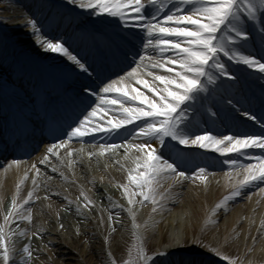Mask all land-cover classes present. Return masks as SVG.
Returning <instances> with one entry per match:
<instances>
[{
  "label": "snow or ice",
  "instance_id": "snow-or-ice-1",
  "mask_svg": "<svg viewBox=\"0 0 264 264\" xmlns=\"http://www.w3.org/2000/svg\"><path fill=\"white\" fill-rule=\"evenodd\" d=\"M69 2L86 11L91 10L89 15L111 16L123 28L136 31L131 39L123 38L128 44L127 49L122 52L125 67L114 73L116 79L111 76L101 78L96 73L95 80L80 86L77 95L83 110L65 133L67 140L47 148L48 154L59 157V152L55 150L67 148L74 139L80 141L91 136L95 140L97 134L111 136L124 129L134 140L140 142L129 143L126 148L123 144H100L98 153L89 152L87 155L91 159L95 155L105 156L109 152L125 148L124 160H130L133 166L126 169L128 183L119 187L123 189L130 206L149 202L153 205V212L157 211L159 200L165 198L157 191L159 179L162 176L176 181L186 178L181 164L189 162L188 150L193 148L216 152L225 157L222 163L233 169V172L227 174L230 181L233 176H243V179L231 184V194L225 196L216 205L217 208L240 196L250 184L257 181L264 183V118H258L255 112L245 108L227 89L219 107L214 104L216 111L210 115L202 111L203 103L197 106V101H203L207 95L215 92L216 86H223L222 78L232 81L241 79L230 71L223 58L258 71L260 79L264 80V56L257 58L253 53L247 52L248 44H255L257 37L261 45H264V0ZM149 7L152 8L151 12ZM258 18L259 28L255 23ZM247 21L253 22L252 25L249 26ZM28 23L34 30L40 31L35 19H30ZM39 42L45 51L67 57L81 73L91 79L95 69L78 54H73L62 39H41ZM91 97H95V100L88 103ZM217 118H231L233 121L243 118L253 122V126L258 125V130L226 133L213 132L210 127L201 128L202 123L217 124ZM127 125H133L131 131L127 129ZM80 151L83 152V149ZM130 151L134 155H130ZM67 156L72 157L73 151H67ZM239 158L255 163L244 165L239 162ZM44 159L47 160L48 156ZM13 163L18 165L20 161ZM72 163L71 159L67 161L69 167ZM116 163L120 164V161ZM197 167V179L206 181L207 169L200 165ZM36 171L39 174V169ZM24 179H27L26 175ZM35 183L33 180V184ZM19 187L18 184L17 195ZM32 195L29 192L27 199L19 204L14 197L11 208L3 217V224H0V257L4 264H9L10 254L14 250L12 236L17 234L9 228L10 223L14 222L11 218L20 217L31 221V211L27 210L28 214L25 216L21 209L29 203ZM137 196L140 197L138 201L135 199ZM85 200L88 198L85 197ZM91 203L88 200L84 207ZM134 227L139 229L141 226L134 224ZM19 235L24 233L20 232ZM135 235V255H130L125 264H138L139 261L148 264L142 233L137 231ZM197 247L200 245L193 244L182 249L186 254L181 256L178 264H202L200 253L195 251ZM23 252L26 254L24 264H28L32 252L28 246L23 248ZM215 254L228 264H236L218 251Z\"/></svg>",
  "mask_w": 264,
  "mask_h": 264
},
{
  "label": "bare ground",
  "instance_id": "bare-ground-1",
  "mask_svg": "<svg viewBox=\"0 0 264 264\" xmlns=\"http://www.w3.org/2000/svg\"><path fill=\"white\" fill-rule=\"evenodd\" d=\"M37 1L44 2L46 5L51 4L49 0H22L21 4L29 6L30 3ZM58 2V5H62L63 2L70 3L69 0H58ZM75 6L79 7L78 5ZM45 8L47 7H44L40 14V16H44L43 18L48 13ZM62 11L63 15L67 14L66 11ZM84 11L89 13L91 10ZM149 11H152L151 7H149ZM10 12L14 14H12L14 17L21 15V11L13 10V7ZM52 14L54 22L59 21L61 18L60 12L53 10ZM91 16L95 17V15ZM252 23L247 21L249 26ZM255 23L256 27L259 28L260 18ZM65 24L67 32L72 25L67 17ZM71 30L68 32L71 33ZM35 34L33 28L25 29L24 32L17 34L18 44L26 45L24 43L29 39L36 40ZM56 35V38L65 36V34L62 36ZM78 37L71 34L67 36V39L71 42L70 47L83 42L82 36ZM16 47L12 43L9 47L0 45V69L15 72L13 68L15 57L10 56L9 49H16L17 60L19 62L23 60L21 58L23 53H20ZM127 47L128 45L126 49ZM36 48L44 50L39 41L36 42ZM40 52L46 59L49 57V51ZM247 52L253 53L257 58L264 56V45H261L258 37L255 44L251 42L248 44ZM8 57H10L9 61ZM47 60L51 62V65L58 64L62 68L73 65L65 56L61 58L54 56L51 60ZM223 60L230 71L241 79L232 81L222 78L224 80L223 86H216L215 92L207 95L203 101H197V106L199 107L200 103H203L204 108L202 111H206L207 115H210L213 111H216V108L213 107L214 104L219 107V102L225 95V89H227L228 92L241 101L245 108L255 112L258 117L257 101L264 100V80L260 79L261 74L243 64L229 61L227 58H223ZM22 65H24V61H22ZM124 66L122 54H120L112 59L109 64L110 69H107V72L108 74L113 71L118 72ZM33 71L41 74L42 79L50 84L51 76L46 70L34 64ZM104 74L100 75L101 78L105 76ZM16 75L22 78L26 77L24 73H16ZM2 78L3 75L0 70V80ZM233 85L235 86L233 87ZM25 95L24 89L20 85H13L8 92H0V117L10 116L11 113L13 114L21 106H24ZM204 118H207V116ZM126 127L131 131L133 125H127ZM208 127L213 132L226 133H230V131L254 132L258 130V125L253 126V122L245 121L243 118L236 121L231 118L223 120L217 118V124H211V122L207 125L201 124V128ZM86 140L92 143L88 147L89 152L94 153L98 142L110 143L122 140L129 143L140 142L134 140L129 132L124 129H121L119 134L111 136L97 134L95 140L89 136L81 141ZM76 141L74 139L68 146H73ZM46 147H50V145H46ZM126 147L127 145H125ZM125 148L114 151L113 157H111L112 166L110 163L100 165L105 181L98 180L92 175L91 166L96 159V155L88 160L77 149L73 150L72 157H68L65 149H63L60 150L59 157L43 152L37 155L32 154L27 158L24 156L22 159H0V164L6 166L5 170L0 171V224H3V217L11 208L14 197L19 204L27 199L29 192L33 193L29 203L21 209L25 216L28 214L27 210L31 211V221L29 222L20 217L11 218L14 222L10 223L9 228L17 234L12 236L14 250L10 254L9 264H24L26 254L23 252V248L25 246H28L34 254L40 252L49 254L50 250L49 247L45 246L43 236H47V241L55 246L53 250L66 254L62 244L51 238V236L57 235L58 237L63 234V227H61L63 224L61 222L64 219L69 220L71 216L84 220L90 219L89 212L93 210L98 213L101 219L103 232L101 233V231L95 229L93 232L95 237L89 251L95 249L98 258L106 264H113V261L115 264H125L129 259L123 255V247L120 244L117 247V256L115 257H112L107 248L108 238L115 236L114 233L120 227H124L132 236L137 231L142 233V236L146 239L144 249L146 256L149 258L148 264H153V262L154 264H166L165 261H167V264H178L181 256L186 254L182 249H187L193 244L200 245L195 251L200 253L199 259L202 264H228L226 260L215 254L217 251L234 260L236 264H264V183L257 181L250 184L243 189L240 196L228 201L223 207L217 208L216 205L225 196L231 194V184L243 179V176H233L230 181L227 174L233 172V169L222 163L225 157L212 151H209L210 153L206 155L204 154L205 150L193 148L188 150L190 154L189 162L181 164V169L185 171L186 178L176 181L162 176L159 179L157 191L165 198L159 200L157 211L153 212V205L149 202L136 203L130 206L124 191L119 187L120 183H128L126 169L133 166L130 160H124ZM130 155H134V153L130 151ZM230 155L235 156V154ZM17 156L18 154H16ZM45 156H48L47 160L44 159ZM69 159L73 161L70 167L67 164ZM17 160L20 161L18 165L13 163ZM116 161H120V164H117ZM239 162L244 165L250 162L255 163L246 158H239ZM121 164L123 167H121ZM199 164L207 169L205 173L207 176L206 181L197 179L199 168L196 167ZM33 165H35V168H33ZM36 169H39V174H37ZM53 169L56 170L53 171ZM25 175L27 179H24ZM33 180L36 181L35 184H33ZM117 183L119 184L118 187ZM18 184L20 187L17 195ZM85 197L92 202L88 207H84L88 202ZM135 199L138 201L140 197L137 196ZM110 217L111 219H109ZM153 223L157 227H153ZM134 224L141 227L137 229ZM81 225L85 226V221L81 220ZM20 232H23L24 235H19ZM205 249L208 250L205 251ZM89 251L86 249L84 253L88 254ZM162 253H168V255H161ZM40 258L41 256L32 255L31 259L28 260V264H37ZM0 264H4V261ZM138 264H144V262L140 261Z\"/></svg>",
  "mask_w": 264,
  "mask_h": 264
},
{
  "label": "rangeland",
  "instance_id": "rangeland-1",
  "mask_svg": "<svg viewBox=\"0 0 264 264\" xmlns=\"http://www.w3.org/2000/svg\"><path fill=\"white\" fill-rule=\"evenodd\" d=\"M22 0H0V45L8 46L12 43L14 45L18 44L17 34L24 32L25 29L31 28L28 23L32 17L31 6H23L21 4ZM147 0H142L145 3ZM21 11L19 17L12 16V10ZM14 15V14H13ZM7 20V21H5ZM35 40L29 39L26 41V45L21 44L23 47H31L35 44ZM39 48H34L33 52L38 53ZM12 55V54H11ZM10 57H8L9 61ZM123 75V73H120ZM95 99V97H92ZM13 160V159H9ZM200 166H203L199 164ZM198 168V167H196ZM6 169V166L0 164V171ZM195 170V169H194ZM90 208V207H89ZM90 219H78L75 216H71L68 219H64L61 224H63L62 235L51 236V238L56 239L58 243H61L65 249L66 254H61L53 250L55 246L51 242L47 241V236H43L45 246L49 247L50 253H32L33 256L38 255L41 258L38 260L37 264H106L102 259L98 258L96 250L91 248V243L95 237L93 232L95 229L103 232V226L101 225V219L96 211H90ZM81 220L85 221V226L81 225ZM65 226V227H64ZM156 224L153 223V227ZM157 227V226H156ZM78 229V231H77ZM136 233V232H135ZM132 236L124 227H120L114 233L115 236L108 238L107 248L112 255V257L117 256V247L120 244L123 247V255L130 258V255H135L134 245L137 243L136 235ZM74 240V242H72ZM145 238L143 237V249L145 246ZM72 249V250H71ZM88 249L89 253L86 254L84 251ZM53 250V252H51ZM145 252V249H144ZM146 254V253H145ZM3 262L2 257H0V263ZM140 262V261H139ZM138 262V263H139ZM167 264V261H165Z\"/></svg>",
  "mask_w": 264,
  "mask_h": 264
}]
</instances>
